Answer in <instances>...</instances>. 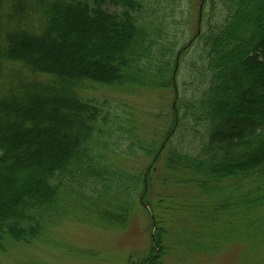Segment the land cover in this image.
Masks as SVG:
<instances>
[{
    "label": "trees",
    "instance_id": "obj_1",
    "mask_svg": "<svg viewBox=\"0 0 264 264\" xmlns=\"http://www.w3.org/2000/svg\"><path fill=\"white\" fill-rule=\"evenodd\" d=\"M160 181L198 193L197 233L264 239V0H0V251L123 229Z\"/></svg>",
    "mask_w": 264,
    "mask_h": 264
},
{
    "label": "rangeland",
    "instance_id": "obj_2",
    "mask_svg": "<svg viewBox=\"0 0 264 264\" xmlns=\"http://www.w3.org/2000/svg\"><path fill=\"white\" fill-rule=\"evenodd\" d=\"M104 94L110 100L119 96L140 98L138 105H142L141 97L135 94ZM140 126L147 138L150 125ZM149 163L145 159L141 168L145 170ZM157 187L165 196L157 198L155 210L144 200L148 192L142 193L134 218L123 229L101 230L69 221L52 225L43 241L26 245L12 240L7 251H0V264H150L159 252H153L157 227L165 229L166 243L174 249L166 257V264H264V239L245 244L238 238L236 225L231 226L228 236L220 238L210 234V229L204 235L197 233L209 226L199 219V210H204L205 204H199L198 193L177 190L170 182ZM89 250L95 256H86Z\"/></svg>",
    "mask_w": 264,
    "mask_h": 264
}]
</instances>
